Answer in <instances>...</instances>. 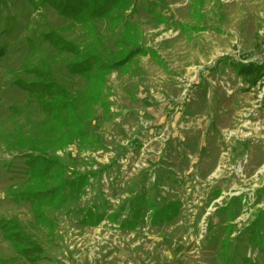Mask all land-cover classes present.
<instances>
[{
  "label": "rangeland",
  "instance_id": "obj_1",
  "mask_svg": "<svg viewBox=\"0 0 264 264\" xmlns=\"http://www.w3.org/2000/svg\"><path fill=\"white\" fill-rule=\"evenodd\" d=\"M129 2L115 22L87 25L28 0L0 4V220L41 246L38 264H264V226L257 241L250 227L264 220V77L247 89L218 63L264 64V0ZM129 30L147 54L106 77L108 109L85 125L92 144L55 153L68 184L71 172L91 177L47 229L12 199L27 181L21 155L54 132L20 85L40 69L71 94L85 89L43 34L111 62ZM173 203L169 220L154 217ZM90 209L99 224L82 220ZM0 259L27 264L1 233Z\"/></svg>",
  "mask_w": 264,
  "mask_h": 264
},
{
  "label": "trees",
  "instance_id": "obj_2",
  "mask_svg": "<svg viewBox=\"0 0 264 264\" xmlns=\"http://www.w3.org/2000/svg\"><path fill=\"white\" fill-rule=\"evenodd\" d=\"M28 1L36 9L48 6L58 16L81 25H87L93 20H108L113 23L119 18L117 14L119 11H127L130 7L129 0ZM3 2L4 0H0V4ZM131 34L132 30L131 32L129 30V36L122 35L118 42L120 50L111 62H106L96 51L83 50L63 40L57 33L49 31L42 35V39L48 42L56 52L67 53L73 57L67 63L66 69L69 75L79 76L85 81V89L80 93L71 94L65 87L56 84L46 71H40V69L29 70L34 78L20 85L27 96L36 102L39 111L48 119L47 122L52 124L54 132L46 137L35 139L29 144V153L21 155L20 169L27 181L23 187L12 193V199L16 203L29 204L36 222L47 229L52 230L54 226L49 214L60 211L63 206L78 198L91 177L87 174L71 172L72 182L68 184L64 178L67 168L59 163L55 153L64 150L67 145L75 141L82 145L92 144V139L85 131V125L95 116L96 107L105 111L108 109L104 93L106 77L114 70L131 64L137 56L147 54L144 48L133 42ZM218 63L229 65L247 84V89L255 87L264 77V64H241L229 60ZM176 204H169L157 210L154 217L169 220L172 217L171 212H175ZM149 207L153 206L149 204ZM79 214L89 225L99 224L103 217V214H96L92 209L85 212L81 210ZM131 223L133 222L124 221L121 225L131 228ZM263 226L264 220L260 217H256L254 224H251L253 231L251 235L255 241L261 234L260 229ZM0 233L11 245L17 257L27 264H38L47 259L41 246L23 230L19 223L1 219ZM259 242L262 243V240ZM0 264L10 263L8 260L0 259Z\"/></svg>",
  "mask_w": 264,
  "mask_h": 264
}]
</instances>
